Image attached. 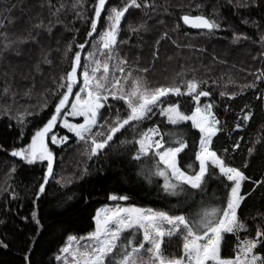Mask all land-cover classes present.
Returning <instances> with one entry per match:
<instances>
[{
  "label": "trees",
  "instance_id": "16d2710c",
  "mask_svg": "<svg viewBox=\"0 0 264 264\" xmlns=\"http://www.w3.org/2000/svg\"><path fill=\"white\" fill-rule=\"evenodd\" d=\"M97 2L0 0V241L8 245L0 247V264H26V254L30 264H56L69 238L93 232L98 209L113 196L117 202L182 215L192 228L201 224V234L224 220L233 183L217 165L206 164L200 189L181 185L183 189L172 195L164 188L165 179L179 182L155 156V148L147 154L139 151L141 133L156 128L154 140L162 136L166 147L177 146L180 139L187 142L177 166L187 175L198 174L196 155L203 133L190 120L172 124L161 113L168 106L191 114L197 107L213 105L220 131L209 148L224 166L246 177L236 219L244 224L246 238L254 239L264 230V0H137L139 8L130 7L131 0H107L116 10L128 8L118 25L123 70H134L141 80L143 72L152 81L161 73L175 79L172 87L180 89L196 82L198 91L207 90L211 96L197 103L195 94L169 93L146 118L130 122L95 156L86 152L67 164L63 158L75 145L70 134L67 143L53 146V175L46 193L34 199L46 174L45 163L29 164L11 152L24 149L54 114L61 71L80 45L92 43L89 26ZM186 14L205 16L219 27L189 28L182 21ZM109 103L120 120L129 114L123 100L110 97ZM158 171L166 175H155ZM34 211L39 224L32 218ZM135 231L132 240L124 239L128 255L132 247L146 244L142 230ZM127 234L123 231L118 241ZM221 237L220 258H233L237 235L222 232ZM118 241L115 250L121 264ZM180 245L176 238L163 237L161 255L178 253ZM254 252L264 257V244Z\"/></svg>",
  "mask_w": 264,
  "mask_h": 264
},
{
  "label": "snow or ice",
  "instance_id": "6c2138e0",
  "mask_svg": "<svg viewBox=\"0 0 264 264\" xmlns=\"http://www.w3.org/2000/svg\"><path fill=\"white\" fill-rule=\"evenodd\" d=\"M107 0H98L95 8V18L92 20L91 29L89 36H92L96 32L98 21L101 18L102 11L105 9ZM130 7H141L137 0H131ZM128 8L125 7L122 10H112L111 19L113 23L107 32L103 34L102 40L103 49L111 50L116 44V37L118 33V25L121 17L125 15ZM183 21L185 24H189L195 28L203 29H216L219 27L214 21L209 20L203 16H196L194 19H190L188 15L183 16ZM81 49L84 45L79 46ZM81 56L77 52L75 54V64L72 67V71L68 74L69 81L71 83L67 84V91L61 94L58 104L55 107V114L51 116L48 122L39 130L35 132L32 137L31 145L28 149L14 150L11 155L14 157H20L26 160L29 164L35 163L37 160L46 161V174L44 175L42 182L38 184V191L34 197L35 200H39L42 195L46 193V187L49 183V177L53 175L54 169V154L47 147L45 141L49 138L53 145H59L67 143L69 140L68 136H64L61 140H57L55 134L49 137V134L53 132L54 127L61 117V113L67 106L69 96L73 93L74 80L73 76L77 72ZM108 64L104 63V77L103 80H107ZM99 69V63H97V69ZM95 71V70H94ZM123 71V69H121ZM84 85L79 92L76 93V102L71 105V111L65 113L66 116H81L83 117V123L73 124L69 123L67 119L63 120V127L68 130V132L74 133L76 137L80 140H85L88 134L92 133L93 128L98 123V117L101 116V109L105 108V103L101 101H107L109 97L107 95H101L100 91L103 89L108 92L109 89L103 82H98L95 85V95L93 91L90 90L89 81L95 79V75L89 77L87 70L83 72ZM264 78V76H262ZM120 82L119 80H107V84L115 87ZM199 84L196 82H189L187 84V94L193 95L194 101L199 103L202 97H210L211 93L207 90H199ZM139 92L138 87H134L130 93L121 94L117 96L115 92L111 93L113 99L125 100L130 109V114L127 115L126 119H123L118 126H113L110 129V134L106 136L102 142H97L95 139L92 140L93 147L91 148V154L95 156L98 150L104 149L110 141L114 139V135L120 132L126 125H129L132 121H140L148 116V113L152 112V106L157 104L162 97L168 95L169 93H174L180 95L181 91L178 87L170 88H158L152 93H140L139 102L133 103L131 100L132 96H136ZM81 93H87L88 99L82 100ZM221 96L225 93H221ZM213 105L211 103L206 104L203 109L197 107L192 116L182 115L178 110L177 106H170L168 108H161V113L166 115L168 120L172 124H176L179 121L192 120L195 126L203 133V137L200 140V151L196 155V160L199 162V172L198 174L187 175L184 171L177 166L178 154L181 153L186 147L187 142L180 139L176 140L175 144L177 146H165L161 141L163 137L155 140L153 142L152 137L158 134V129L150 128L146 132L141 133L142 138L139 140V151L141 153L147 154L150 148H155V156L159 157V160L166 165L171 170V176L175 178V181L179 183L170 182V180L165 179L164 188L166 191L170 192L172 195L177 193L178 189H183L181 185H189L191 189H200L201 182L205 176V165L206 162L211 159L213 164L219 166L222 173L227 175L229 181H234L235 185L231 188V198L227 204V211H224L223 215L226 218L222 220L216 227H205L203 237H208L207 242L203 244H198L197 241L203 239L202 236L197 235L194 229L189 226V221L182 215L170 216L165 212H151L149 210L147 213L141 212L139 209H117L112 212L111 215H106L103 220L97 219V229L92 234L91 240L92 244L86 245V248H90V251H85L81 253L83 256L89 258L88 264H105V258L117 248V241L120 239V235L124 230L127 229H143V241L148 242L151 248L148 251L152 252L153 255L159 260V264H165V261L160 257L162 238L165 236V232L161 229L159 222L166 221L169 225H183L187 229V236L185 240L187 241L189 237H192L191 247L188 242H185L183 247L185 250V255L191 259L195 260V264H205L206 261L212 260L216 261V264H264V257L254 254V249L259 245L264 244V230L258 231L256 237L251 240H245L243 246L239 249V252L245 257L251 254V258L245 261L241 260L240 255H237L235 260H222L219 256V248L221 243V232L225 231L228 233L233 232V225L236 221V209L240 203L241 197L239 192L241 189V182L246 179L245 175L234 167H225L224 163L218 157L215 151L209 148L213 136H215L220 129L217 127L219 121L215 118L212 113ZM247 118V117H246ZM96 135H103V133H97ZM123 143V142H122ZM40 145V150L37 152L36 145ZM238 147V145L234 146ZM163 149V151H161ZM135 159L139 160L140 157L136 156ZM164 177L166 174L164 171H158L154 173ZM112 199H116L115 196ZM121 199H126V197H121ZM99 216V213L97 214ZM33 220L39 224L37 218V213L34 211L32 213ZM111 223L116 225L113 230L109 227ZM242 227V225H240ZM208 232L212 233V236H208ZM169 235L171 233H168ZM143 243L136 245L130 249L132 253H138L139 249H143ZM0 247L7 248L8 245L3 241H0ZM121 253L123 255L122 264H135V261L131 259L128 255L129 249L127 245L122 244ZM64 252H68L69 249L65 247ZM75 255V254H74ZM26 264H30L29 255L24 257ZM110 264H115V261H110ZM167 264H183V258L176 260H169Z\"/></svg>",
  "mask_w": 264,
  "mask_h": 264
},
{
  "label": "rangeland",
  "instance_id": "374dc122",
  "mask_svg": "<svg viewBox=\"0 0 264 264\" xmlns=\"http://www.w3.org/2000/svg\"><path fill=\"white\" fill-rule=\"evenodd\" d=\"M109 4L106 3V5H105V9L103 10V12L101 14V18L98 21L96 32L93 33L92 36H89L90 42L92 40V43L90 45L84 47L83 49H81V48L76 49V51L80 53L81 59L79 62V66L77 68V72L73 76V80H74L73 93H72V95L69 96L67 106L65 107V109L61 113V117L58 118L56 126L53 129V132L49 134V137L51 135L55 134L57 136V140H61L64 136H68L70 139V137H71V136H69L70 134H72V137H74V140H75L74 149L71 151L70 154L65 155L63 158V162L67 163V164H70L74 160L82 159L83 156L86 155V152H88L90 155H92L91 154V148L93 147L92 140L95 139L97 142H102L104 139H106V136L108 134H110L111 127L118 126V124L120 122H122V120H120V117H119L120 113L118 111H116L114 109H110V110L108 109L109 104H110L109 99H108L107 101H101L102 103H105V108L100 110L102 115L98 117L97 125L93 128L92 133L88 134L86 136L85 140H83V141L80 140L78 137L75 136L74 133L68 132V130L62 126L64 119H67L69 123H73V124L83 123V117H81V116H75V117L66 116L65 113L71 111V105L76 102V93L79 92L80 89L84 85L83 72L85 70H87L89 77H92L93 74L95 75V79H91L89 81L90 90L93 91L94 95H95V85L98 82H103L106 84L109 91L105 92L103 89H101L100 94L101 95H107L109 98L110 97L112 98L111 93H113V92H115L117 94V96H119L121 94L130 93L134 87H138L139 92L137 93V95L131 97V100L133 103L139 102L140 93H152L158 88H170L173 85H175V84H171V83H174L175 79L170 80L169 78L162 75L161 73L157 74L156 78H154V79H156L155 81H152V80H150L148 74H144L143 72H142V80H141L140 78L137 77V75L134 73V70H132V69H130L129 71H127V70L121 71V69H123V66H125V64L122 63L124 61L125 57H124V54H122V48L120 47L121 43H120V38L118 37L119 29H118V33H117V37H116V41H117L116 44L112 47L111 50L103 49L102 37H103V34L109 30L110 25L113 23V20L110 17L112 15V10L115 9L112 6H109ZM107 7H108V11L105 13V10L107 9ZM91 23H92V21H91ZM91 31H92V29H91V24H90L89 33ZM75 54H74V56L71 57V59L69 60V63L64 68V70L61 71V75H62L60 78L61 82L58 84L57 90H56L55 96H54L55 107L58 104L59 99L61 98V94L67 91V88H66L67 84L72 82V81H69L68 74L72 71V67L75 64ZM97 63H99V69L98 70H96L97 69ZM104 63H107L109 66L108 67V73H107V80L116 79V80H119V82H120L115 87L107 84V80H103V77H104L103 65H104ZM169 84H171V85H169ZM180 91L184 92V93L188 92L187 87L185 89H180ZM81 98H82V100L88 99L87 93H81ZM123 101L125 102V100H123ZM126 105H127V103H126ZM127 107H128V105H127ZM168 107H170V106H168ZM168 107H166V108H168ZM128 111L130 114L129 108H128ZM194 112H195V110L191 114H183L181 112L180 113L182 115L192 116ZM54 114H55V112H54ZM190 121H192V120H190ZM101 132L103 133V135H96L97 133H101ZM152 140H153V142L155 141L154 136L152 137ZM31 142H32V138H31L29 144L26 147H24V149H28L31 145ZM45 143H46L47 147L53 152V154H54L53 146L62 145V144L53 145L49 138H46ZM36 148H37V152H39L40 145L37 144ZM161 151H163V149H161ZM18 158L21 159L20 157H18ZM21 160L28 163L24 159H21ZM36 162L38 163V162H42V161L37 160ZM43 162L45 163V171H46L47 162L46 161H43ZM207 163L213 164L211 159H209L206 162V164ZM214 165H216V164H214ZM225 167H228V166H225ZM53 172H54V169H53ZM232 183H233V187H234L235 182L232 181ZM239 196H240V193H239ZM117 209H139V210H141V212H144V213H147L149 211V209H145V208L133 206V205H128V204L122 203V202H117V201H115V199H113L111 203H108V204H106V205H104L98 209V211L95 215V219H94L95 220V229L93 230V232L91 234L84 236L82 238H79V239L69 238L67 240L66 245L62 248L60 255L57 257L56 264H88L89 258L87 256L81 255V253H84L85 251H90V248H86L85 246L93 243V241L90 238H91L92 234L97 229V219L103 220L106 215H111L112 212L116 211ZM151 212L159 213L158 211H154V210H151ZM98 213H99V216L97 215ZM225 219L226 218H224V220ZM203 223H207V220L204 221ZM159 224H160L161 229L165 232V236H171L173 238H176L179 240V242L181 244L178 253L173 252L170 257H163L161 255V252H160V257L165 261V264H167V262L169 260H176V259H181V258H183V264H195L194 259L190 260V258L185 255V250L183 247L185 242H188L190 244V247H191L192 237H189L187 241L185 240V237L187 236V229L183 225H179V226L169 225V224H167L166 221H160ZM200 225L201 224L196 225L193 229H194V231H196L195 233L197 235H200L203 237V233L206 230H204L203 233L201 234V231L198 229ZM240 225H242V227H240ZM109 227L114 230L116 228V225L114 223H111L109 225ZM201 227H202V225H201ZM202 229H203V227H202ZM243 229H244V224L242 222L237 221V219H236L235 224L233 225V232H231V233L236 234L237 238H238L237 248H236L237 252L233 258H228V259L221 258L222 260H235L237 255H240L241 260L245 261V262H246V260L251 258V254L248 255L247 257H245L243 254H241L239 252V249L243 246V242L245 240H249L248 238H246L245 233H242ZM141 230L143 232V229H141ZM124 231H127L128 234L126 236H122L121 240L118 241V243H120V246L122 244H125V242H124L125 238L132 240L134 238L135 233H136L135 229H127ZM222 232L228 233L225 231H222ZM168 233H171V234L169 235ZM208 236H212V233L208 232ZM130 237H132V238H130ZM207 239H208V237H203V239L197 241V243L198 244L206 243ZM145 243L146 244H145V246H143V249H139L138 253L130 252L129 256L131 257L132 260L135 261V264H159V260L156 259V257L153 255L152 252L148 251V249L151 248V245L148 242H145ZM128 244L131 245L132 242H130ZM65 247H67L69 249V251L67 253L63 251V249ZM118 253L119 252L114 249L113 255H111V257L109 259H108V257L105 258V264H110V261H115V264H119V254ZM219 253H220V248H219ZM254 254H256V253L254 252ZM205 264H216V261L209 260V261H206Z\"/></svg>",
  "mask_w": 264,
  "mask_h": 264
},
{
  "label": "water",
  "instance_id": "95a60500",
  "mask_svg": "<svg viewBox=\"0 0 264 264\" xmlns=\"http://www.w3.org/2000/svg\"><path fill=\"white\" fill-rule=\"evenodd\" d=\"M103 12V11H102ZM186 15H188L189 17H190V19H194L196 16H202V15H189V14H186ZM184 16V15H183ZM203 17H205V16H203ZM95 18V13H94V15H93V19ZM205 18H207V17H205ZM182 21H183V17H182ZM184 22V21H183ZM186 26L187 27H189V28H193V29H197V28H195V27H192V26H190L189 24H186ZM203 29V28H202Z\"/></svg>",
  "mask_w": 264,
  "mask_h": 264
}]
</instances>
